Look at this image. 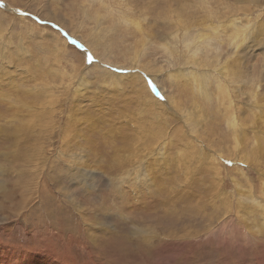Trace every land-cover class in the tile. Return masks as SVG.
<instances>
[{
    "label": "rangeland",
    "instance_id": "rangeland-1",
    "mask_svg": "<svg viewBox=\"0 0 264 264\" xmlns=\"http://www.w3.org/2000/svg\"><path fill=\"white\" fill-rule=\"evenodd\" d=\"M0 264H264V0H0Z\"/></svg>",
    "mask_w": 264,
    "mask_h": 264
},
{
    "label": "bare ground",
    "instance_id": "bare-ground-1",
    "mask_svg": "<svg viewBox=\"0 0 264 264\" xmlns=\"http://www.w3.org/2000/svg\"><path fill=\"white\" fill-rule=\"evenodd\" d=\"M234 17H235V16H234ZM234 23H235V22H234ZM235 24H237V23H235ZM237 26H239V27H240V26H243V23H242V24H238ZM207 27H208V26H207ZM207 27H206V28H207ZM235 27H236V25H235ZM214 28H215V27H214ZM233 28H234V27H233ZM237 28H238V27H237ZM241 28H242V27H241ZM183 29H184V28H183ZM238 29H239V28H238ZM231 30H232V29H231ZM245 30H246V29H245ZM235 32H236V34H237V33H240V34L242 35V30H240V31H238V30L235 31V30H234V33L231 32L232 35L235 34ZM236 34H235V36L238 35V34H237V35H236ZM195 37H196V36H195ZM208 37H209V36H208ZM208 37H206V38H208ZM230 37H231V36H230ZM206 38H205V39H206ZM209 38H210V37H209ZM202 39H203V36H202ZM238 39H239V38H236V40H238ZM211 40H212V38H211ZM234 40H235V39H234ZM188 41H189V40H188ZM205 41H206V40H204V42H205ZM231 41H233V40H231ZM204 42H203V43H204ZM207 42H208V41H207ZM205 44H207V43H205ZM208 44H209V43H208ZM198 45H199V44H198ZM238 46H239V45H238ZM237 48H238V47H237ZM198 50H199V49H198ZM199 52H200V51H199ZM187 71H188V70H187ZM191 76H192V75H191ZM193 76L195 77V75H193ZM203 88H204V87H203ZM196 89H197V88H196ZM197 90H198V89H197ZM201 91H202V94H203V95H204V94H205V95H208V94H209V91H208L207 89H202ZM206 97H207L208 99L210 98V96H206ZM230 120H231V119H230ZM229 125H230V126L233 125V128L236 127V125L234 124V121H233V120H231V122H229ZM215 130H216V129H215ZM211 133H212V132H211ZM212 134H213V133H212ZM211 136H212V135H211ZM195 139L197 140V138H195ZM218 140H219V139H218ZM237 143H238V144H241V145L243 146L242 141H241V142L238 141ZM237 143H236V144H237ZM219 144H220V143H219ZM238 144H237V145H238ZM205 145H206V144H205ZM220 145H221V144H220ZM163 146H164V145H163ZM220 150H221V149H220ZM236 150H237V149H236ZM259 150H260V149H259ZM239 151H241V150H239ZM242 152H243V151H242ZM208 153H209V152H208ZM210 153H211V150H210ZM216 153H217V152H216ZM242 154H243V153H242ZM211 155H212V154H211ZM211 155H208V156H207V155H204V154H203V155H200L198 158H196V160H197V161H201V160H205L206 158H207V160H208V158H209V160H210V158H211V159L214 161V158H213ZM213 155H214V154H213ZM216 155H217V154H216ZM239 155H240V154H239ZM165 158H166V157H165ZM182 158H183V156L179 159V161H182V160H183ZM188 158H190V157H188ZM216 159H217V158H215V160H216ZM223 159H224V158H223ZM212 160H211V161H212ZM158 161H159V160H158ZM190 161H191V160H190ZM193 161H194V160H193ZM219 161H220V160H219ZM160 162H161V163H164L163 161H160ZM184 162H185V161H184ZM184 162H183V163H184ZM203 162H204V161H203ZM205 162H206V161H205ZM216 162H217V161H216ZM242 162H243V159H242ZM224 163H225V162H224ZM231 163H232V162H231ZM237 163H238V162H237ZM159 164H160V163H159ZM190 164H191V163H190ZM199 164H200V163H199ZM218 164H219V163H218ZM196 165H197V164H196ZM203 165H204V164H203ZM240 165H241V164H240ZM179 166L184 168V165L181 164V163L179 164ZM200 166H201V165H200ZM207 166H208V164H207ZM218 166H219V165H218ZM166 167H167V166H166ZM233 167H234V166H233ZM216 168H217V167H216ZM200 169H202V168L200 167ZM211 169H212V168H211ZM211 169H210V170H211ZM241 169H242V168H241ZM241 169H240V170H241ZM193 170H194V169H193ZM198 170H199V169H198ZM203 170H204V169H203ZM213 170H214V169H213ZM218 170H219V169H218ZM218 170H217V171H218ZM200 171H201V170H200ZM200 171H199V174H200ZM191 172H192V171H191ZM193 172H194V171H193ZM238 172H239V171H238ZM243 172H244V171H243ZM218 173H219V172H218ZM219 174H220V173H219ZM239 174H240V173H239ZM241 175H242V174H241ZM187 176L189 177V172L187 173ZM190 176H191V173H190ZM201 176H202V175H201ZM219 176H220V175H219ZM219 176L214 177V178H215V179H216V178L218 179ZM211 177H212V176H211ZM219 178H220V177H219ZM140 179H141V177H140V175H139V177H138V182H141ZM190 180H191V179H190ZM220 182H221V181H220ZM190 183H191V182H190ZM217 183H218V182H217ZM237 185H238V184H237ZM238 186H239V185H238ZM221 187H222V186H221ZM218 189H220V188H218Z\"/></svg>",
    "mask_w": 264,
    "mask_h": 264
},
{
    "label": "snow or ice",
    "instance_id": "snow-or-ice-1",
    "mask_svg": "<svg viewBox=\"0 0 264 264\" xmlns=\"http://www.w3.org/2000/svg\"><path fill=\"white\" fill-rule=\"evenodd\" d=\"M27 16L30 17V14L28 13ZM30 18H31V17H30ZM37 20H38V22L41 23V24H44V23H45V21H43V20H39V18H37ZM158 92H159V91H158ZM159 93H160V92H159ZM160 95H162V94L160 93ZM158 97H159V96H158ZM165 100H166V98H164L163 101H165Z\"/></svg>",
    "mask_w": 264,
    "mask_h": 264
}]
</instances>
